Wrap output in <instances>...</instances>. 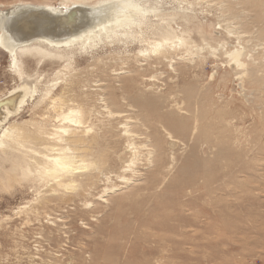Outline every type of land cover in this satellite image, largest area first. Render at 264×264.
<instances>
[{"label":"rangeland","instance_id":"obj_1","mask_svg":"<svg viewBox=\"0 0 264 264\" xmlns=\"http://www.w3.org/2000/svg\"><path fill=\"white\" fill-rule=\"evenodd\" d=\"M97 1L0 0V14ZM148 4L181 41L60 44V59L24 56L23 77L0 50V107L29 91L0 136L18 127L28 138L16 149L37 158L67 146L78 167L67 188L22 179L0 151V264H264V0ZM35 11L55 40L96 18L80 9L60 31L68 10Z\"/></svg>","mask_w":264,"mask_h":264},{"label":"bare ground","instance_id":"obj_2","mask_svg":"<svg viewBox=\"0 0 264 264\" xmlns=\"http://www.w3.org/2000/svg\"><path fill=\"white\" fill-rule=\"evenodd\" d=\"M150 1L151 0H101L92 4L90 7H84L81 4L82 2H79L76 6L69 8H66V4H62L63 6L61 7L52 4H44L41 6L25 4L21 7H17V9H21L18 11L16 10V12L14 8L10 13L4 15L0 14V50L9 56L10 67L14 69L12 70L19 77L25 76L23 67L26 60L23 58L24 56H30L36 59L37 63L43 55L51 59H60L59 56L52 52L53 49H59L58 47L60 44L67 45V47L71 48L78 42L80 48L84 45L92 47L96 41L100 42L103 39L116 40L122 37L126 40L137 34L139 38H143L147 35L151 38H158L157 42H153L154 47H152V49L153 52H159L160 50H164L166 44L170 41H174V39L181 41V38H179L173 28H171L169 24L171 19L167 18V14L160 10L159 7L148 4ZM63 7L66 9H63ZM80 9L86 11L96 9L94 12L96 18L92 23L86 24V26L75 32L69 33L66 37L56 40L39 32L38 27H42L43 23L35 14V12H37L35 10L44 11L52 16L51 18L56 17L58 19L64 14V10H68L69 13H67L68 11H66V13L70 18L68 19L69 21L62 27L58 26V28H56V30L61 31V29L65 27H72V25L80 19V17H72V14L74 13L75 16ZM30 22L32 24H38L36 25V29L34 27L29 30V33L23 32L24 26H27ZM9 37L12 40H9ZM15 41L17 45L12 44L13 42L16 43ZM42 43H46L51 50L40 47ZM228 54L238 65L240 64V52L238 50H233ZM28 93L29 91H16L17 95L11 99L14 103L13 108H10L6 103L1 105L0 109L2 112H0V123L14 111H21ZM73 112L74 111H72V113ZM72 116L74 115L65 116V119L77 123L78 121L75 119L77 116ZM62 131L65 133L67 130L62 128ZM24 137L28 138V135L20 134L19 128L13 125L5 126L0 136V151L4 156L3 158L11 163V172H15L13 176L19 175L22 179L36 176V179L39 181H43L45 177H50L51 179L60 177L61 179L57 185H63L67 188L68 184L65 182H72L73 172L78 168L74 166L76 160H74V156L69 154V147L50 144L48 146L50 147L49 149L52 150V156L43 154L41 158H37L33 155L34 153L28 154L24 149H16L18 148L16 144H18L19 147L25 148V144L21 140V138ZM57 138L58 141L63 140L62 135H57ZM73 141L79 143L80 139L76 138ZM15 151L17 152L15 153Z\"/></svg>","mask_w":264,"mask_h":264}]
</instances>
